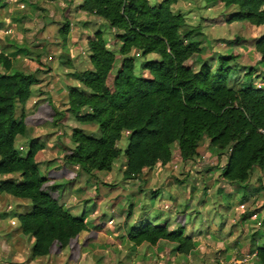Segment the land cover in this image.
I'll use <instances>...</instances> for the list:
<instances>
[{
	"label": "trees",
	"instance_id": "16d2710c",
	"mask_svg": "<svg viewBox=\"0 0 264 264\" xmlns=\"http://www.w3.org/2000/svg\"><path fill=\"white\" fill-rule=\"evenodd\" d=\"M80 13L104 20L117 31L123 57L114 73L117 55L99 31L87 40L93 70L75 72L72 80L84 89L68 90V109L59 111L49 94L40 97L33 88L40 84L34 74L15 70L11 56L0 49V195L30 201L33 210L18 215L21 235L34 240L32 257L44 259L71 250L78 260L82 253L81 236L89 232L85 215L76 217L66 210L53 192L60 188L55 178L42 176L39 168L47 146L32 139L24 157L17 150L19 137L29 135L30 126L47 123L55 127L69 126L74 148L64 155V164L78 167L84 174L111 173L115 163L125 156L126 181L137 180L145 170L166 167L173 160L172 147L177 145L183 163L199 156L204 138L221 158V178L231 185L244 186L256 169L264 173V89L254 81L243 79L235 85L228 82L227 62L238 54L221 57L217 72L202 63V43L195 41L198 29L189 30L184 15L173 7L181 0H164L152 5L150 0H80ZM236 8L218 23H248L255 29L264 27V0H204ZM64 43L70 36V24L60 30ZM255 48L264 62V34ZM144 58L152 55L144 71L150 78L136 75L133 52ZM202 63L200 69L196 65ZM73 68L69 60L65 63ZM228 70V71H227ZM37 99L32 112L31 102ZM22 113L17 116L18 108ZM97 125L102 136L87 134L82 125ZM128 133V147L119 144ZM96 200L101 197L97 194ZM133 216V206L127 216ZM101 228H98L100 230ZM128 240L134 247L148 245L171 247L182 256L196 249L195 240L183 229L171 231L168 223H146L133 227ZM87 242V243H86ZM95 242L87 239L86 245ZM252 254L264 264V244L253 236Z\"/></svg>",
	"mask_w": 264,
	"mask_h": 264
},
{
	"label": "rangeland",
	"instance_id": "374dc122",
	"mask_svg": "<svg viewBox=\"0 0 264 264\" xmlns=\"http://www.w3.org/2000/svg\"><path fill=\"white\" fill-rule=\"evenodd\" d=\"M78 1L0 0V49L13 58L16 71L34 74L39 79L34 94L40 93L39 98L49 94L59 111L68 109L70 88L84 89L71 75L93 70L89 37L99 31L104 33L109 49L117 55L114 73L123 60L116 40L118 32L111 30L104 20L80 13ZM150 1L157 5L164 0ZM173 11L185 16L189 30L198 29L194 40L202 43V63L207 62L217 72L221 57L238 54L239 57L227 62L229 84L253 80L257 88L264 89V62L257 63L251 54L248 64L241 55V51L253 50L257 29L248 23L217 22L221 17L230 18L236 8L204 0H181ZM65 24H70L66 43L60 36ZM131 56L135 58L136 75L150 78L144 65L158 60V56L144 58L137 51ZM69 60L73 68L65 64ZM202 63L196 65L197 71ZM4 73L0 67V76ZM36 102L37 99L31 102L29 110L34 111ZM21 113L19 107L18 118ZM82 128L90 136H102L97 125ZM29 129L28 136L18 138L17 150L25 157L32 139L46 144L40 172L44 177L55 178L60 188L53 195L72 215L86 216L89 232L81 236L83 249L78 260L71 258L69 248L58 255L34 259V240L21 235L18 221V215L33 210L31 202L0 195V264H260L253 257L252 240L256 235L258 244H264V173L256 169L244 186L224 182L220 167L227 156L220 158L207 138L201 141L199 156L194 161L183 163L175 145L168 166L145 170L137 180L126 181L125 156L115 163L111 173L84 174L80 168L64 164V155L74 148L69 126L47 123ZM128 135L119 144L123 151L129 144ZM6 179L0 176V183ZM97 194L100 201L95 199ZM131 206L133 216L128 219ZM149 222L168 223L173 232L183 229L194 238L195 251L182 256L169 246L134 247L128 233L133 227ZM90 238L95 242L86 245ZM93 244L102 246L103 252L94 249Z\"/></svg>",
	"mask_w": 264,
	"mask_h": 264
},
{
	"label": "crops",
	"instance_id": "0c3cea01",
	"mask_svg": "<svg viewBox=\"0 0 264 264\" xmlns=\"http://www.w3.org/2000/svg\"><path fill=\"white\" fill-rule=\"evenodd\" d=\"M78 6H80V4H81V1L79 0L78 1ZM83 14V13H82ZM83 15H86V14H83ZM256 32L258 33V36L256 37L257 39H256V41L264 34V27H261V28H258L257 30H256ZM255 44H256V42H255ZM2 50V49H1ZM254 52V53H253ZM253 55V57H252V59L253 60H255L257 63H259L260 61H261V56L257 53V51H256V48H255V45L253 46V50L250 48L249 49V51H247V50H244V51H241V55L243 56L242 58H243V60L245 61V63H248L249 64V62H251L250 60L251 59H249L250 58V55ZM153 56V55H152ZM158 167H161V166H158ZM158 167H156V168H158ZM155 168V169H156ZM152 223H154V222H152ZM157 224V223H156ZM85 234V233H84ZM87 238V237H86ZM86 240V239H85ZM84 240V241H85ZM81 241H82V237H81ZM100 241V240H99ZM102 241V240H101ZM83 242V241H82ZM33 246H34V241H33ZM91 246H93V248L94 249H99V251H102L103 252V247L102 246H99L98 247V245H96V244H93V245H91ZM103 248V249H102ZM87 253V255L89 254L90 255V253H88V252H86ZM88 255V256H89ZM255 259H257L256 258V256L254 255L253 256Z\"/></svg>",
	"mask_w": 264,
	"mask_h": 264
}]
</instances>
